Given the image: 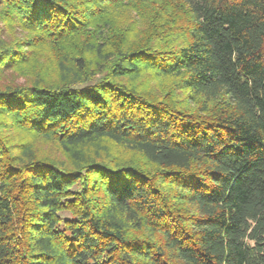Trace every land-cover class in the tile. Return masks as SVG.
<instances>
[{
	"label": "trees",
	"instance_id": "trees-1",
	"mask_svg": "<svg viewBox=\"0 0 264 264\" xmlns=\"http://www.w3.org/2000/svg\"><path fill=\"white\" fill-rule=\"evenodd\" d=\"M0 264H264V0H0Z\"/></svg>",
	"mask_w": 264,
	"mask_h": 264
}]
</instances>
